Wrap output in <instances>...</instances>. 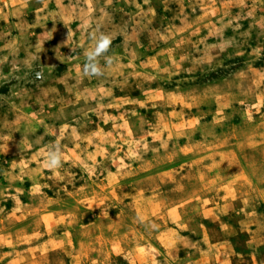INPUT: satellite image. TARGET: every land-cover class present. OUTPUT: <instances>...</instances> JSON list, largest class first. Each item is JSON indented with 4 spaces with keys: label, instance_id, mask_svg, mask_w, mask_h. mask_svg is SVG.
Here are the masks:
<instances>
[{
    "label": "rangeland",
    "instance_id": "obj_1",
    "mask_svg": "<svg viewBox=\"0 0 264 264\" xmlns=\"http://www.w3.org/2000/svg\"><path fill=\"white\" fill-rule=\"evenodd\" d=\"M0 264H264V0H0Z\"/></svg>",
    "mask_w": 264,
    "mask_h": 264
},
{
    "label": "clouds",
    "instance_id": "obj_2",
    "mask_svg": "<svg viewBox=\"0 0 264 264\" xmlns=\"http://www.w3.org/2000/svg\"><path fill=\"white\" fill-rule=\"evenodd\" d=\"M92 39L96 40L94 49H90L85 53L86 63L84 66L85 75H102V70L99 67L97 57L107 52L111 44V38L103 33L97 38L95 33L92 34ZM107 64L111 66L112 58H107ZM62 154L57 148L55 151H50L46 160V167L56 169L61 165Z\"/></svg>",
    "mask_w": 264,
    "mask_h": 264
}]
</instances>
